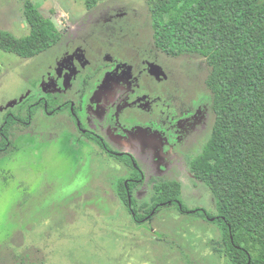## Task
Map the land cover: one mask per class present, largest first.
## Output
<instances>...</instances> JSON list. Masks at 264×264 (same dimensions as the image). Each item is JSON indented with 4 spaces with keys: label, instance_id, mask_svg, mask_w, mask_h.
<instances>
[{
    "label": "rangeland",
    "instance_id": "1",
    "mask_svg": "<svg viewBox=\"0 0 264 264\" xmlns=\"http://www.w3.org/2000/svg\"><path fill=\"white\" fill-rule=\"evenodd\" d=\"M28 1L63 35L32 58L0 49V129L46 101L30 124L9 122L0 152V264H230L210 219L164 205L137 223L118 192L132 167L84 136L72 112L135 158L141 212L156 185L179 181L184 205L216 215L192 171L215 124L208 63L157 48L145 0H0V28L28 35Z\"/></svg>",
    "mask_w": 264,
    "mask_h": 264
},
{
    "label": "trees",
    "instance_id": "2",
    "mask_svg": "<svg viewBox=\"0 0 264 264\" xmlns=\"http://www.w3.org/2000/svg\"><path fill=\"white\" fill-rule=\"evenodd\" d=\"M145 1L156 47L174 56L198 54L210 67L215 124L192 171L210 190L217 214L184 205L179 181L156 185L154 206L141 212L132 192L143 174L126 154L119 158L134 178L119 182V196L137 223L164 205L210 219L220 228L219 252L230 264H264V0ZM26 18L30 32L24 37L0 28L1 50L32 58L61 40L62 33L31 1ZM85 134L111 150L102 137ZM6 143L4 138L0 150Z\"/></svg>",
    "mask_w": 264,
    "mask_h": 264
},
{
    "label": "flooded vegetation",
    "instance_id": "3",
    "mask_svg": "<svg viewBox=\"0 0 264 264\" xmlns=\"http://www.w3.org/2000/svg\"><path fill=\"white\" fill-rule=\"evenodd\" d=\"M62 33V32H61ZM63 35V34H62ZM62 39V38H61ZM61 41V40H60ZM59 41V42H60ZM58 44V43H57ZM55 46V45H54ZM45 104H46V101L45 100H41L39 103H36V104H33V105H31L32 106V108H31V110H30V113H29V115L27 116V119L26 120H22V119H20V117H18V116H16L15 114H11V113H9L8 115H7V118H6V123L1 127V129H0V134H1V142H0V144H2V141H3V139L5 138L6 139V141H7V143H6V145H5V148L3 149V150H0V152H5V151H7L8 150V147H9V145H10V143H11V136H10V132H9V130H10V127H11V125L13 124V123H16V122H20V123H25V124H30L31 123V121H32V119H33V115L35 114V112L40 108V107H42V106H45ZM63 106L65 107V105H61L59 108H51V107H49V105H46V111L47 112H49L50 110L52 111V113H58L59 111H62L63 110ZM72 112H73V116H74V120L76 121V124L78 123V126H79V128H80V131L84 134V136H86V132H91V133H93V134H95L94 132H92V131H90V130H88V129H86L83 125H81L79 122H80V117H79V113H77V110L74 108V107H72ZM11 120H14V122L11 124V125H9V122L11 121ZM80 124V125H79ZM4 130V131H3ZM97 136H100V135H98V134H96ZM87 137V136H86ZM100 137H102V136H100ZM88 139H90V140H92V141H95V140H93V139H91V138H89V137H87ZM96 142V141H95ZM96 143H98V142H96ZM107 143V142H106ZM99 144V143H98ZM108 144V143H107ZM100 145V144H99ZM101 146V145H100ZM110 146V145H109ZM101 147H103V146H101ZM104 148V147H103ZM111 148V147H110ZM105 149V148H104ZM106 150V149H105ZM107 151V150H106ZM111 155H113V156H116L118 159H120L119 157H120V155H123V154H126L127 156H129L128 155V153H120V151L118 152V151H115V150H113L112 148H111V150L110 151H108ZM130 157V156H129ZM132 158H133V160H134V166L135 167H138L141 171H142V169H141V167L138 165V163H137V161L135 160V158L133 157V156H131ZM121 160V159H120ZM122 161V160H121ZM124 162V161H123ZM127 164V163H126ZM133 170V169H132ZM142 174H143V171H142ZM132 175H133V172H132V174H131V177L128 179V180H125V183H127V182H129V181H131V180H133V178L134 177H132ZM143 176V178H144V175H142ZM142 178V179H143ZM142 179L141 180H139V182H138V184L142 181ZM135 189V188H134ZM133 189V190H134ZM133 193V192H132ZM150 217V216H149ZM148 217V218H149ZM147 218V219H148ZM146 219V220H147ZM139 224H141V223H139Z\"/></svg>",
    "mask_w": 264,
    "mask_h": 264
}]
</instances>
